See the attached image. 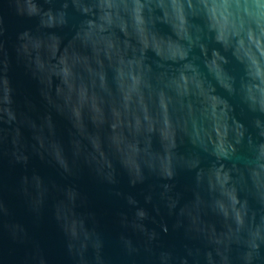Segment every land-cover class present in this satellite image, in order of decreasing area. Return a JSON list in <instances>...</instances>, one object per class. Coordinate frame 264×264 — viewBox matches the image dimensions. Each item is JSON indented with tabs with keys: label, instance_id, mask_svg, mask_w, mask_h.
Returning a JSON list of instances; mask_svg holds the SVG:
<instances>
[{
	"label": "water",
	"instance_id": "water-1",
	"mask_svg": "<svg viewBox=\"0 0 264 264\" xmlns=\"http://www.w3.org/2000/svg\"><path fill=\"white\" fill-rule=\"evenodd\" d=\"M173 2L0 0V264H264V56Z\"/></svg>",
	"mask_w": 264,
	"mask_h": 264
},
{
	"label": "clouds",
	"instance_id": "clouds-1",
	"mask_svg": "<svg viewBox=\"0 0 264 264\" xmlns=\"http://www.w3.org/2000/svg\"><path fill=\"white\" fill-rule=\"evenodd\" d=\"M172 10L181 24L191 20L193 28L211 24L224 31L243 34L264 56V0H174ZM4 67L6 71V63ZM132 79L138 82L137 76ZM9 117L15 118L11 113ZM136 215L143 219L147 213L138 209ZM164 231L167 232V228Z\"/></svg>",
	"mask_w": 264,
	"mask_h": 264
}]
</instances>
